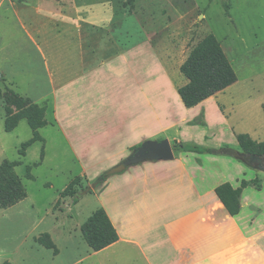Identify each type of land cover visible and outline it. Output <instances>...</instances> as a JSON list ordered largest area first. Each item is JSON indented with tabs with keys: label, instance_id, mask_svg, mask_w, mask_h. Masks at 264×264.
Wrapping results in <instances>:
<instances>
[{
	"label": "rangeland",
	"instance_id": "rangeland-1",
	"mask_svg": "<svg viewBox=\"0 0 264 264\" xmlns=\"http://www.w3.org/2000/svg\"><path fill=\"white\" fill-rule=\"evenodd\" d=\"M70 1L83 2L82 13L101 23H117L112 37L98 43L93 55L86 53L64 64L63 60L60 66L64 67L58 69L57 53L47 51L43 57L9 20L12 12L39 13L35 20L39 27L30 33L42 32L48 21L41 17L46 3L0 0V36L6 32L0 39V162H21L13 170L27 192L17 204L0 207V263L145 264L136 252L121 245L87 256L80 225L99 202L112 217L131 209L133 170L179 164L176 159L151 160L106 174L146 140L167 139L171 146L178 142L216 150L172 148L173 157H179L193 177L168 178L160 170L156 178L160 184L181 180L184 184H244V196L260 202L256 218L264 227V171L226 153L227 149L240 150L238 133L256 141L264 139V0ZM225 2L229 15L224 12ZM46 5L47 11H58ZM207 33L220 41L237 80L195 106L185 107L177 93L186 82L179 66ZM39 43L47 48L41 39ZM45 61L60 73L53 82L46 80ZM6 87L19 93L27 90L30 95L36 87L34 93L44 98L38 102L45 106L47 123L38 130L43 140L27 146L24 155L19 149L32 131L24 119L13 130H4L2 93ZM27 166L32 177L26 175ZM75 177L78 181L72 190L76 192L96 184L83 196L76 193L77 202L72 195L60 196ZM143 215H147L145 210ZM43 232L50 234L57 254L37 243L36 237Z\"/></svg>",
	"mask_w": 264,
	"mask_h": 264
},
{
	"label": "crops",
	"instance_id": "crops-1",
	"mask_svg": "<svg viewBox=\"0 0 264 264\" xmlns=\"http://www.w3.org/2000/svg\"><path fill=\"white\" fill-rule=\"evenodd\" d=\"M43 1L58 11H47V5H44L46 7L42 9L41 17L48 21L42 25V32L30 33V30L39 27L35 21L39 13L12 12L9 20L14 28L20 30L23 40L32 41L43 53V57L47 56V51L57 53V65L60 66L63 60V64L69 60L77 61L79 56L86 53L93 55L98 43L112 37L117 22L101 23L82 13L83 2ZM5 34L1 31V40ZM40 39L42 44L47 45L45 50L40 47ZM50 65L51 62L45 61V77L47 81L53 82V78L60 76L56 69L64 66L52 69ZM31 86L38 87V84L33 83ZM36 87H33L32 95L27 90L18 93L38 103L44 98L34 93ZM174 157L172 159H176L178 165L141 166L133 170L134 175L130 177L131 184H134L131 209L114 217L105 209L117 231L118 239L99 251H92L87 245L85 254L96 255L121 245L136 252L145 264H264V227L259 224L260 219L256 218L261 211L260 202L244 196V187L239 197L240 211L231 216L214 194V188L219 184H194L192 181L184 184L183 180L177 184H160L161 181L156 178L160 170L165 171L168 178L193 177L192 171L187 169L180 158ZM147 172L153 175L149 177ZM246 187L254 188L251 185ZM99 207L104 209L100 202ZM144 210L146 216L143 215ZM135 232L140 234L134 237L132 234Z\"/></svg>",
	"mask_w": 264,
	"mask_h": 264
},
{
	"label": "trees",
	"instance_id": "trees-1",
	"mask_svg": "<svg viewBox=\"0 0 264 264\" xmlns=\"http://www.w3.org/2000/svg\"><path fill=\"white\" fill-rule=\"evenodd\" d=\"M225 14L229 15V4L224 3ZM179 72L186 82L177 88V93L185 107H192L204 99L223 91L237 80L236 72L226 56L220 41L212 33L204 35L188 52L186 58L179 66ZM5 104V117L3 127L5 131L13 130L18 122L24 119L30 127L31 137L21 144L19 153L25 154V149L34 141H42L38 130L46 125L45 106L33 102L20 95L14 89L6 87L2 93ZM264 112V107H263ZM236 141L240 151L250 155L256 154L264 157V139L256 141L247 133H238ZM173 150L212 151V148L202 149L198 146L182 145L173 142ZM222 150V149H221ZM214 152L216 150H213ZM217 152V151H216ZM43 152L41 153V156ZM20 161L3 159L0 162V207L8 208L22 201L27 192L20 177L13 168ZM26 175L30 174V166L26 167ZM78 177L73 178L60 192V196L72 195L73 202H77L76 191L72 186L77 183ZM244 184L233 187L223 182L214 188V194L224 206L229 215L234 216L240 211V193ZM82 238L92 251H99L118 239V234L102 207L96 208L80 225ZM37 243L58 253V248L48 232L36 237ZM0 264H12L5 260Z\"/></svg>",
	"mask_w": 264,
	"mask_h": 264
},
{
	"label": "water",
	"instance_id": "water-1",
	"mask_svg": "<svg viewBox=\"0 0 264 264\" xmlns=\"http://www.w3.org/2000/svg\"><path fill=\"white\" fill-rule=\"evenodd\" d=\"M227 154H230L249 166L264 171V157L256 154H246L240 150L227 149ZM173 158V151L170 142L167 139L162 140H146L141 145L136 147L125 159H123L118 165L110 169L106 174L118 173L129 166L142 163L144 161L151 160H170ZM96 184H92L91 187L84 189L81 192H77L79 196H83L87 192H90L92 187Z\"/></svg>",
	"mask_w": 264,
	"mask_h": 264
}]
</instances>
